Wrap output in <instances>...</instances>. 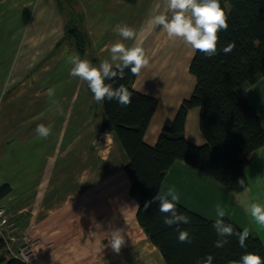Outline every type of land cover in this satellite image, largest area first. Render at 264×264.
<instances>
[{"label": "crops", "instance_id": "crops-1", "mask_svg": "<svg viewBox=\"0 0 264 264\" xmlns=\"http://www.w3.org/2000/svg\"><path fill=\"white\" fill-rule=\"evenodd\" d=\"M77 3L82 9L84 27L90 38V51L98 59L97 66L110 58L109 49L118 41L129 47L142 46L145 49L150 64L136 76L133 88L157 99L143 137L147 144H155L161 128L172 123L179 105L193 90L195 77L189 72V65L195 51L182 40H169L162 28L149 23L152 16L165 10V0H136L134 3L125 0H77ZM118 25L134 29L135 39L122 40L115 31ZM9 32L16 36L20 34L17 36L20 39L9 65L2 58L6 47H0V186L7 183L11 187L10 192L0 198V207L13 194L14 185H19L16 171L19 162L15 160L16 172L9 170L8 162L3 159L8 154V145L1 142L3 139L5 142L11 140L14 146L18 143L26 145L24 153L27 150L33 155H38L34 151H39L42 143L47 163L52 167L57 161L56 144H66L71 139L70 135L80 136L79 150L87 151L88 145L96 139L97 144L106 147L108 154L113 151L109 164L105 163L107 158L97 162L111 167L109 172L94 176L89 181L93 185H82L75 196L61 193L47 198V208L35 209L42 196L31 191L35 203L30 208V225L35 242L33 258L27 262L167 264L137 222L138 203L129 194L130 180L124 170L127 156L112 133L95 129L91 96L85 89V82L69 75L71 65L66 58L76 51L67 40H61L64 20L55 0H0L2 44L8 42ZM26 43V49L20 51V45ZM81 58L88 59L86 56ZM50 88L55 90L52 98L47 96ZM241 94L251 104L264 128V76L243 87ZM98 116L102 121L100 110ZM55 118L63 119V130L56 129L60 126H55ZM40 119L47 120L42 124L52 129L51 135L44 140H40L35 132ZM94 124L97 127V121ZM93 130L97 133L94 137ZM58 132L64 137L63 141H57ZM184 134L193 144L205 143L199 128L198 107L187 112ZM14 173L17 178L12 180ZM31 174L39 177L33 171ZM245 174L247 186L237 193L185 161L176 159L167 169L160 190L174 187L180 196V205L208 220L215 221L216 206L220 205L226 212L224 218L242 230L247 228L264 245V226L258 225L248 212L252 203L264 205V145L249 156ZM83 181L80 179L81 183ZM115 183L122 188L126 185V190L122 194L116 189L103 190L104 184ZM48 184H55V178H49ZM55 198L61 200L57 206L53 203ZM25 204L22 203L20 209L13 213L26 214L29 205ZM98 224L102 227L97 228ZM115 228L123 229L125 236L119 253L111 249L104 235Z\"/></svg>", "mask_w": 264, "mask_h": 264}, {"label": "trees", "instance_id": "trees-1", "mask_svg": "<svg viewBox=\"0 0 264 264\" xmlns=\"http://www.w3.org/2000/svg\"><path fill=\"white\" fill-rule=\"evenodd\" d=\"M134 3L136 0H125ZM228 14L227 31L218 33V54L207 58L195 51L189 72L195 77L193 90L179 105L171 124L164 125L153 145L143 137L157 106L154 96L133 88L136 76L125 70L123 79L117 78L114 87L124 84L133 92L132 103L127 107L116 101L98 103L103 120L100 129L110 132L119 142L127 162L124 170L130 180L129 194L136 198V219L149 240L160 250L167 264H197L207 255L213 256V264H228L238 260L245 252H254L264 258V245L256 235H249L246 247L241 248L235 236L229 238L223 248L214 247L217 239L212 220L177 204L178 211L190 217L189 224H181L192 237L191 243L178 242L176 226L163 224L158 202L145 211L146 201L160 190L167 169L173 161L180 159L201 170L233 191L240 193L247 186L245 168L249 156L264 145V128L260 118L241 94V89L264 76V0H220ZM58 11L66 9L70 17L64 20V34L76 53L86 56L93 65L97 63L90 48V39L84 28L82 12L73 13L77 0H55ZM234 42L232 52L224 54L222 49ZM97 66V65H96ZM88 92L93 96L87 86ZM199 108V128L205 143L196 145L184 134L187 112ZM244 180V187L239 180ZM11 187L0 186V198L9 193ZM236 230H242L224 218ZM5 242L0 238V264H30L21 257L9 254Z\"/></svg>", "mask_w": 264, "mask_h": 264}, {"label": "clouds", "instance_id": "clouds-1", "mask_svg": "<svg viewBox=\"0 0 264 264\" xmlns=\"http://www.w3.org/2000/svg\"><path fill=\"white\" fill-rule=\"evenodd\" d=\"M165 4L166 8L163 12L149 19L151 25L162 28L169 40H182L194 51H199L207 58L218 54V33L227 31L229 27L228 14L221 6L220 0H165ZM115 31L122 40H133L136 37V31L128 25H118ZM235 47V43L231 42L222 51L228 54ZM109 54L110 58L104 59L98 66L93 65L88 59H82L76 53L68 55L67 63L71 65L69 75L87 83L95 102L116 101L119 105L127 107L132 103L133 92L124 84L114 87L110 81H115L117 78L123 79L126 69L133 76H139L142 70L149 66V57L142 46L129 47L121 41L110 47ZM54 95L53 88L47 90L49 98ZM60 111L62 114V109ZM35 132L39 138L47 139L52 129L51 126L39 124ZM238 183L244 187L243 179ZM179 200L180 196L174 187H169L166 191L161 189L151 200L145 202L144 209L146 211L152 203L158 202L163 224L168 227L176 226L178 242L191 243L190 233L179 227L181 224L190 223V217L178 211ZM248 212L258 225L264 226V205L252 203ZM0 215H3L2 211ZM216 216L212 225L217 236L214 247L223 248L229 243V238L235 236L239 246L245 248V242L250 235L249 230L247 228L236 230L230 223H226L224 220L226 212L220 205L216 206ZM96 227L102 226L98 224ZM104 235L111 249L119 253L125 243L123 229L115 228ZM197 264H213V256L207 255ZM228 264H264V258L254 252H245L238 260H230Z\"/></svg>", "mask_w": 264, "mask_h": 264}, {"label": "rangeland", "instance_id": "rangeland-1", "mask_svg": "<svg viewBox=\"0 0 264 264\" xmlns=\"http://www.w3.org/2000/svg\"><path fill=\"white\" fill-rule=\"evenodd\" d=\"M72 5H73L72 10L74 14H78L79 11L82 10L78 4L76 5L75 3H72ZM70 14H71L70 11L66 9L65 13H63V20H67L70 17ZM19 35L20 34H18L17 36ZM17 36L15 35V33L10 34L9 32L7 38L8 42L6 44H2L0 41V47H6L7 50L3 54V57L2 55H0V57L4 58V63H7L8 65L12 61L14 57L13 53L16 51L18 47L17 45L20 38ZM27 44L28 43L20 45L21 46L20 51L26 49ZM85 89H87L86 82H85ZM90 96H91L90 108L93 115L92 124L93 126H95V129L98 131L100 130L99 125L101 123L100 117L98 116L99 105L97 102L94 101L93 96L91 94ZM46 121L47 120L45 119H40L39 124H42L43 122L45 123ZM53 121H55L56 127L60 126L59 128H56L57 130L59 131L63 130L61 127L64 126L65 122L63 121L62 118H60V120L59 118H55ZM67 121L68 120H66V122ZM96 121H97V127L94 124L96 123ZM58 122L59 124H56ZM95 131L93 130V133L91 132L93 137L97 134ZM27 137L29 138L30 135H28ZM70 137L71 139L70 140L67 139L68 142L66 144L64 145L59 143L56 144L55 159L57 161H56V165L53 167L50 166V164H48L49 163L47 161L48 157L47 154H45V151L43 150V146L41 145L42 143L39 146V151L38 150L34 151L35 153H38V155L37 154L33 155V154H29L27 150H25L26 153H24L23 150L26 145L22 146V144L19 145L18 143L17 145L14 146L12 144L15 143L14 142L10 143L11 140L9 142H5L4 139L1 141L4 142L3 144L8 145V154L5 155V157L3 158L4 162H8L9 170H12L13 172L18 171L17 173L19 174L18 178L15 173L12 176V180H15L17 178L19 185L18 186L14 185L13 194L10 195L9 198H7V201L5 200L3 205H1L0 207V211L3 212V215H0V220L3 217L7 219L5 223H3L2 225L0 224V238L1 236L5 237L2 238H4V240L6 241L5 246L10 248V252H9L10 255L15 253L18 254V252L23 251V255L27 259V261L31 262L33 258V253H34L33 243L35 242V240L32 238L31 235L30 208H32L31 204H34L35 202L31 197L32 195L31 191H34L36 194L42 196V199L38 200V205L37 203L35 204L36 205L35 209H37L38 207L47 208L46 207L47 198L53 196H59V194L61 193L62 195L66 193L74 195L76 191H79L82 185H84V187L87 186L89 187L93 185L92 183H89V181L94 179V176H97V174H106L111 169V167H109L108 165L104 164L103 166H101L97 164V162L99 161V159L102 162L103 158L104 159L107 158L105 163L107 164L108 162L109 164L110 163L109 160L111 158V155L113 154V151L109 152L110 154H108L106 147L97 144L96 139L94 140L92 145L90 144L88 145L87 151L79 150L78 146L80 145L79 143L80 136L77 135L76 137L75 135H70ZM62 138L64 137H62V135H60L58 132L57 141L60 142ZM40 140H44V139H40ZM69 141L71 142V145H69ZM70 146H72V148H70ZM116 156L118 157L117 153ZM15 160L19 162V167L17 168L16 171H15V166H16ZM120 169L122 170V167H120ZM32 171L38 174L39 177L36 178L34 174H33L34 177H32L31 174ZM49 178L50 179L55 178V184H51L52 186L48 184ZM80 179L81 181L83 180L84 181L81 183ZM126 179L128 180L127 177ZM104 185H105V188L103 189L104 191L116 189L119 190L120 193L122 194L126 190V185L122 188L120 187L119 183L104 184ZM29 196L31 197L30 199ZM60 201H61L60 199L55 198L53 203H55V205L57 206L58 203H60ZM7 203L10 204L9 207L7 206ZM22 203H27L25 205H29L28 207L29 210L26 211L27 213L26 214L13 213L20 209ZM122 205L124 204L122 203ZM4 250L5 249L0 247V255L4 252Z\"/></svg>", "mask_w": 264, "mask_h": 264}, {"label": "built area", "instance_id": "built-area-1", "mask_svg": "<svg viewBox=\"0 0 264 264\" xmlns=\"http://www.w3.org/2000/svg\"><path fill=\"white\" fill-rule=\"evenodd\" d=\"M7 221V219L5 218V217H3L1 220H0V224L2 225L3 223H5ZM2 237H4V236H1V238ZM5 238V237H4ZM4 238H2L3 240H4ZM11 239H13V238H11ZM4 242H5V244H6V241L4 240ZM6 248L9 250V252H10V248L9 247H7L6 246ZM13 256H18V257H21V258H23L24 260H26L27 261V259L24 257V255H23V251H20V252H18V254H12Z\"/></svg>", "mask_w": 264, "mask_h": 264}]
</instances>
